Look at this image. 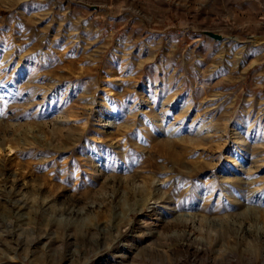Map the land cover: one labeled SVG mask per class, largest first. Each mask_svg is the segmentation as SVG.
I'll list each match as a JSON object with an SVG mask.
<instances>
[{
  "label": "rangeland",
  "instance_id": "374dc122",
  "mask_svg": "<svg viewBox=\"0 0 264 264\" xmlns=\"http://www.w3.org/2000/svg\"><path fill=\"white\" fill-rule=\"evenodd\" d=\"M0 264H264V0H0Z\"/></svg>",
  "mask_w": 264,
  "mask_h": 264
},
{
  "label": "water",
  "instance_id": "95a60500",
  "mask_svg": "<svg viewBox=\"0 0 264 264\" xmlns=\"http://www.w3.org/2000/svg\"><path fill=\"white\" fill-rule=\"evenodd\" d=\"M211 38L215 39V40H220L221 37L216 35V34H212V33H207Z\"/></svg>",
  "mask_w": 264,
  "mask_h": 264
}]
</instances>
